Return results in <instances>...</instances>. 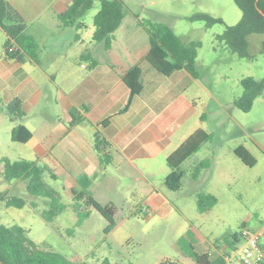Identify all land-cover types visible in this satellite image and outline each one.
I'll list each match as a JSON object with an SVG mask.
<instances>
[{
  "label": "rangeland",
  "instance_id": "374dc122",
  "mask_svg": "<svg viewBox=\"0 0 264 264\" xmlns=\"http://www.w3.org/2000/svg\"><path fill=\"white\" fill-rule=\"evenodd\" d=\"M121 1L124 17L113 32L117 54L126 42L128 29L138 27L141 19L166 24L185 44L197 43L199 80L187 92L195 97L200 113L205 111L207 118L201 119L202 122L198 118V125L206 131L213 130L212 137L220 142L215 151L214 167L203 170L196 180L187 174L178 190L160 187L168 202L164 208L149 209L137 202V184L130 175L121 178L119 193L99 191L100 199L108 195L117 207L115 226L109 233H104L106 219L95 208L83 204L81 208L87 210L88 215L76 225L73 195H65L62 179H55L45 171L42 180L58 195L64 208L52 221H46L40 212L48 208V200L30 196L25 187H15L6 196L23 197L27 204L21 208L6 206L0 199V223L23 226L40 247L57 251L76 262L103 264L107 259L108 264H161L166 260L197 264L182 254L176 244L188 229L194 233L196 250L209 253L213 258L224 251L225 239L239 233L242 227L255 230L264 226V89L254 97L249 110L234 105V100L242 93L240 80L243 77L261 79L264 76V53L261 51L264 34H248L245 37L247 56H240L218 39L226 26L236 24L241 17L233 0ZM99 8L100 0H93L82 17L85 24L80 31L83 46L94 43L93 17ZM215 99L218 110L213 107ZM41 106H52L57 112L50 94L44 96ZM4 117L0 118L4 120L0 121V158L6 156L15 160L24 152L7 131L10 116ZM3 126L6 127L4 131ZM238 145L250 151L256 161L254 165H246L234 155L232 149ZM210 156L208 146H201L183 167L190 170L194 163ZM152 181L157 184L159 177ZM3 186L0 175V190ZM198 193H211L217 201L206 211L199 212ZM123 198H129V208ZM31 201L37 206H31Z\"/></svg>",
  "mask_w": 264,
  "mask_h": 264
},
{
  "label": "crops",
  "instance_id": "0c3cea01",
  "mask_svg": "<svg viewBox=\"0 0 264 264\" xmlns=\"http://www.w3.org/2000/svg\"><path fill=\"white\" fill-rule=\"evenodd\" d=\"M6 1L22 15L27 32L38 46L37 60L26 57L19 62L7 57L3 51L6 35L0 28V118L8 114L6 104L18 98L21 116L16 122L31 131L29 140L18 142L24 152L19 158L45 164L55 179H62V192L67 196L79 189L77 177L86 174L91 177L89 193L101 203H113L117 210L113 198L104 195L100 199L97 193H119L121 178L130 175L137 184V202L149 209L167 207L160 190L166 187L164 179L169 172L166 158L196 130H204L197 120L207 118L205 111L200 113L195 97L187 92L199 76L193 77L184 69L170 75L154 69L145 59L148 35L138 23V27L128 29L126 42L117 54L114 37L109 49L102 42L83 46V28L59 20L57 15L71 0ZM83 52H89L92 58H82ZM134 65L141 69L142 89L121 112L129 97L122 74ZM48 94L56 113L52 106H41ZM212 103L220 109L216 99ZM73 108L75 116L83 120L71 124L69 111ZM107 117L108 123L100 126ZM12 126L9 119L8 132ZM95 130L108 142L106 151L111 162L107 165H101L94 147ZM211 131L206 132L213 134ZM215 139L213 136L201 145L208 146L211 154L206 170L216 162L220 142ZM158 177L155 184L152 179ZM3 180L1 200L15 187L26 188L25 180ZM123 202L129 208V198H123ZM261 228L264 226L256 229Z\"/></svg>",
  "mask_w": 264,
  "mask_h": 264
},
{
  "label": "trees",
  "instance_id": "16d2710c",
  "mask_svg": "<svg viewBox=\"0 0 264 264\" xmlns=\"http://www.w3.org/2000/svg\"><path fill=\"white\" fill-rule=\"evenodd\" d=\"M241 11L239 21L234 25L226 26L224 33L218 35V39L228 45L240 56H247L245 37L251 33L264 34V0H233ZM93 0H71L65 10L57 16L64 25H75L78 29L84 28L82 21L84 13L92 6ZM124 17L123 4L121 0H100V8L93 17L92 40L102 42L105 49H109L113 40V32L119 27ZM138 24L146 31L149 40L148 52L145 56L147 62L163 75H170L175 70L184 69L193 77H198L196 68L197 43L185 44L178 35L164 23L150 20H138ZM0 28L6 35L3 43L4 55L24 62L26 57L37 60V43L32 35L27 32V24L22 15L11 6L6 0H0ZM261 51L264 53V39L261 42ZM82 58H92L89 52H83ZM92 64L95 61L92 60ZM122 79L129 88V97L121 112H124L131 105L135 96L142 89L141 69L134 65L128 68ZM242 86L241 95L234 100V105L244 111L251 108L254 97L264 89V76L261 79H254L251 76L243 77L240 80ZM6 110L10 116L13 126L10 130V138L15 142H26L31 137V131L22 123L16 122L21 116V101L18 98L11 99L6 104ZM75 109L69 111L71 124L80 122L83 119L74 114ZM110 117L100 121V126H105ZM212 134L202 129L196 130L184 142H182L166 158L169 172L165 176L164 183L170 190H178L183 184V178L189 174L192 179H197L201 171L210 166L211 160L204 158L194 163L190 170L185 169L182 163L191 154L195 153L201 145L210 140ZM94 147L99 154L101 165L111 162V156L107 153L108 142L99 130H95ZM234 154L246 165L255 164V158L243 145H238L233 149ZM1 175L7 180H25L26 191L30 196L44 197L48 200V208L43 209L40 215L46 221L53 218L63 208L64 204L58 195L50 190L42 180L45 171L54 174L45 164L36 160L18 158L11 160L7 157L1 158ZM79 189L72 190L73 209L77 216L76 225L88 215L85 207L95 208L107 221L104 233H109L115 226L116 208L113 203H101L89 193L91 177L81 174L77 177ZM6 206L17 208L27 204V200L20 196L2 197ZM217 201L215 195L211 193H198L196 195L197 210L204 212L213 206ZM30 205L36 207L34 201ZM244 227L241 228V230ZM240 230V231H241ZM70 232L72 229L69 230ZM239 233L235 232L230 238L225 239L224 251L217 253L213 258L209 253L199 252L195 248V238L192 230L188 229L184 235L177 239V247L182 254L193 259L197 264H227L225 255L234 248L239 240ZM107 259L103 264H108ZM182 264L174 261H164L161 264ZM0 264H86L85 261L76 262L63 254L40 247L29 236L28 231L23 226L13 223L5 225L0 223Z\"/></svg>",
  "mask_w": 264,
  "mask_h": 264
},
{
  "label": "built area",
  "instance_id": "2783aa9c",
  "mask_svg": "<svg viewBox=\"0 0 264 264\" xmlns=\"http://www.w3.org/2000/svg\"><path fill=\"white\" fill-rule=\"evenodd\" d=\"M224 258L227 264H264V228H243L236 245Z\"/></svg>",
  "mask_w": 264,
  "mask_h": 264
}]
</instances>
